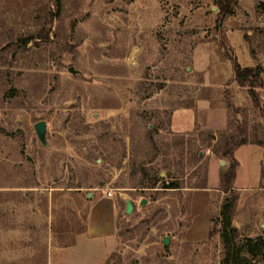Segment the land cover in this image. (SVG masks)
I'll return each instance as SVG.
<instances>
[{"label":"rangeland","instance_id":"1","mask_svg":"<svg viewBox=\"0 0 264 264\" xmlns=\"http://www.w3.org/2000/svg\"><path fill=\"white\" fill-rule=\"evenodd\" d=\"M230 58L260 67L252 86ZM180 110L189 131L172 128ZM243 137L264 139V0H236L230 16L216 0H0V264H57L95 200L118 210L102 264H221L223 199L237 196L243 246L264 237V197L236 213L237 191L218 192L211 236L189 242V190L207 184L212 148ZM242 257L264 264L261 249Z\"/></svg>","mask_w":264,"mask_h":264},{"label":"crops","instance_id":"2","mask_svg":"<svg viewBox=\"0 0 264 264\" xmlns=\"http://www.w3.org/2000/svg\"><path fill=\"white\" fill-rule=\"evenodd\" d=\"M193 125V113L185 110L178 111L172 122V128L176 131H189ZM233 157L237 161L233 183V189L239 195L237 213L244 198L254 203L258 201L259 195L264 197V148L248 141L234 150ZM226 166L224 159L212 158L207 170V184L189 190V220L183 233L187 241L203 242L208 239L211 214L222 199V196L218 197V192L223 193L219 190L220 176ZM94 202L88 207L84 229L75 236L73 242L54 249L57 264H102L111 251L116 231L117 205L115 200H108L101 206Z\"/></svg>","mask_w":264,"mask_h":264},{"label":"trees","instance_id":"3","mask_svg":"<svg viewBox=\"0 0 264 264\" xmlns=\"http://www.w3.org/2000/svg\"><path fill=\"white\" fill-rule=\"evenodd\" d=\"M59 2L57 1V4ZM217 8L223 16L233 15L234 6L236 4V0H216ZM232 61V68L234 74V80L236 83L245 87L247 85H251L254 83L253 81L257 79L260 75V67H243L241 66L236 59L230 58ZM256 99V97H253ZM225 140L221 150L212 148L213 154H218V157L224 159L227 162V166L222 171L220 176V187L219 189L225 193L231 192L233 190V183L235 179V170L237 167V161L233 157L234 150L244 144L247 143L248 140L243 137L239 140ZM231 142V143H230ZM254 143L259 144L264 148V139L259 141H254ZM161 180V178L155 175L151 179H149V183L147 187L154 188L156 184ZM203 186V185H202ZM164 189H178L180 186L177 183H164L162 186ZM200 187V186H199ZM237 196H233L232 198L225 197L223 202L220 205L219 215H220V237L223 242L224 254L221 261V264H242V251L243 246H247L248 250L252 253L257 249L264 250V237H256V238H246L245 245L237 246L233 241V231L231 228V218L233 214V210L235 208ZM211 236V229L209 232V237ZM208 237V238H209Z\"/></svg>","mask_w":264,"mask_h":264},{"label":"water","instance_id":"4","mask_svg":"<svg viewBox=\"0 0 264 264\" xmlns=\"http://www.w3.org/2000/svg\"><path fill=\"white\" fill-rule=\"evenodd\" d=\"M69 71L74 72L72 67L69 68ZM33 129H34V132H35L36 137L38 138V140L41 142V144L43 146L46 147L48 145V142H47V138H46L47 128H46L45 121H43V120L37 121L36 123H34ZM90 196H91V193L90 192L87 193V197L89 198ZM144 203H145V200H142L140 204L142 205ZM132 209H133L132 202L129 199H126L125 200L124 213L125 214H130ZM168 241H169L168 237H166V236L163 237L162 243L164 245H167Z\"/></svg>","mask_w":264,"mask_h":264},{"label":"built area","instance_id":"5","mask_svg":"<svg viewBox=\"0 0 264 264\" xmlns=\"http://www.w3.org/2000/svg\"><path fill=\"white\" fill-rule=\"evenodd\" d=\"M112 194H113V193H112V190H108V191L106 192V195H107V196H112Z\"/></svg>","mask_w":264,"mask_h":264}]
</instances>
